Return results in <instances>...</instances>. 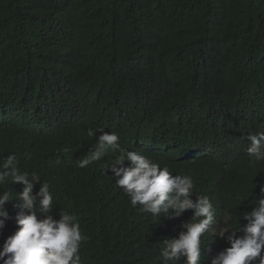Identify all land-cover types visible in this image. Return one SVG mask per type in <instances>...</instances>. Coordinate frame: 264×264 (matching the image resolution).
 I'll return each mask as SVG.
<instances>
[{
  "label": "trees",
  "instance_id": "16d2710c",
  "mask_svg": "<svg viewBox=\"0 0 264 264\" xmlns=\"http://www.w3.org/2000/svg\"><path fill=\"white\" fill-rule=\"evenodd\" d=\"M88 128L191 174L196 191L239 221L254 177L264 183V162L249 166L243 138L264 132V0H0V156L15 152L22 170L41 171L55 204L77 214L90 238L84 264H159L158 243L177 237L192 211L154 221L116 198L104 160L118 153L75 167L95 143ZM201 147L211 153L178 157ZM202 239L210 264L215 239Z\"/></svg>",
  "mask_w": 264,
  "mask_h": 264
},
{
  "label": "clouds",
  "instance_id": "9594fccd",
  "mask_svg": "<svg viewBox=\"0 0 264 264\" xmlns=\"http://www.w3.org/2000/svg\"><path fill=\"white\" fill-rule=\"evenodd\" d=\"M87 135L94 137L95 143L83 158L76 160L75 167L85 169L104 160L109 152L118 153L111 160H104L106 174L112 173L114 186L120 190L116 198L127 197L132 208L140 214H151L154 221L161 216L169 220L179 218L192 211L177 237L158 243L162 244L159 264L181 261L204 264L202 251L208 243L202 238L206 236L215 239L209 247L210 264H264V183L257 180L258 175L254 177L253 190L248 193L253 198L251 211L241 212L239 221H235L231 212H222L208 195L196 191L191 174L170 169L141 151L128 150L115 131L88 128ZM243 138L250 142L247 156L249 166L254 169L264 162V132H249ZM155 149L171 151L165 146ZM62 151L71 163L70 149ZM210 153L211 148L201 147L184 150L178 157L189 159ZM23 156L32 159L29 152ZM61 162L57 157L49 159L48 164L51 168ZM9 181L10 185H21V189L14 193L5 190L4 185ZM257 188L258 193L254 191ZM243 198L238 193L236 203ZM56 199L52 183L42 178L41 171L22 170L15 152L0 156V239H3L0 264H84L81 250L90 238L83 233L77 214L60 208L55 204ZM9 204L14 214L7 207ZM241 220L247 223L242 224ZM9 221L14 222L15 228L5 236ZM222 238L229 246L220 251ZM213 249L218 252L215 256Z\"/></svg>",
  "mask_w": 264,
  "mask_h": 264
},
{
  "label": "rangeland",
  "instance_id": "374dc122",
  "mask_svg": "<svg viewBox=\"0 0 264 264\" xmlns=\"http://www.w3.org/2000/svg\"><path fill=\"white\" fill-rule=\"evenodd\" d=\"M213 256H215L218 252L216 250L213 249Z\"/></svg>",
  "mask_w": 264,
  "mask_h": 264
}]
</instances>
